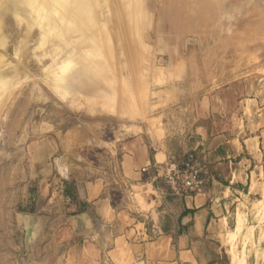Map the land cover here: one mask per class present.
I'll return each mask as SVG.
<instances>
[{
  "label": "rangeland",
  "instance_id": "374dc122",
  "mask_svg": "<svg viewBox=\"0 0 264 264\" xmlns=\"http://www.w3.org/2000/svg\"><path fill=\"white\" fill-rule=\"evenodd\" d=\"M64 1L0 0V264H63L80 206L59 191L128 136L158 121L179 159L203 99L264 101V0ZM51 145L71 165L52 201L33 179Z\"/></svg>",
  "mask_w": 264,
  "mask_h": 264
},
{
  "label": "crops",
  "instance_id": "0c3cea01",
  "mask_svg": "<svg viewBox=\"0 0 264 264\" xmlns=\"http://www.w3.org/2000/svg\"><path fill=\"white\" fill-rule=\"evenodd\" d=\"M193 117L184 150L205 161L204 191L173 194L169 130L141 128L111 169L76 180L85 211L70 223L63 264H264V101L223 108L203 99ZM50 147L33 179L52 201L56 172L69 177L71 165Z\"/></svg>",
  "mask_w": 264,
  "mask_h": 264
},
{
  "label": "built area",
  "instance_id": "2783aa9c",
  "mask_svg": "<svg viewBox=\"0 0 264 264\" xmlns=\"http://www.w3.org/2000/svg\"><path fill=\"white\" fill-rule=\"evenodd\" d=\"M204 160H192L186 156L172 158L167 165L165 179L173 194L200 193L205 189Z\"/></svg>",
  "mask_w": 264,
  "mask_h": 264
},
{
  "label": "bare ground",
  "instance_id": "6f19581e",
  "mask_svg": "<svg viewBox=\"0 0 264 264\" xmlns=\"http://www.w3.org/2000/svg\"><path fill=\"white\" fill-rule=\"evenodd\" d=\"M64 3H65V1H64ZM72 5H73L72 8L74 11V15H79L80 13H83V12L91 13V11H93L95 3H94V0H74V1H72ZM65 7H66V10L68 12L71 10V8H70L71 5L69 6V5L65 4ZM71 16H73V15H71Z\"/></svg>",
  "mask_w": 264,
  "mask_h": 264
},
{
  "label": "trees",
  "instance_id": "16d2710c",
  "mask_svg": "<svg viewBox=\"0 0 264 264\" xmlns=\"http://www.w3.org/2000/svg\"><path fill=\"white\" fill-rule=\"evenodd\" d=\"M185 156H186L187 158H189V159H192V160H196V159H197V154H196V152H194V151H190V152L186 153ZM65 196H67L69 199H71V200H73V201H75V200L78 201V197H77V195L75 194V191H74L73 194H72V193H70L69 191L65 190ZM84 211H85V209L80 208V210L78 211V213H81V212H84Z\"/></svg>",
  "mask_w": 264,
  "mask_h": 264
}]
</instances>
